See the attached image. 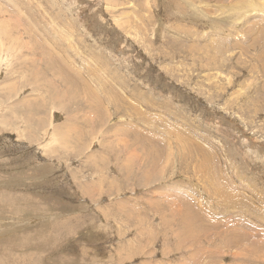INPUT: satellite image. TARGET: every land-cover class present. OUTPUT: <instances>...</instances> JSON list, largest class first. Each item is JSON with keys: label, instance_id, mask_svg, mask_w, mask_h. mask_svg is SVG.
<instances>
[{"label": "rangeland", "instance_id": "374dc122", "mask_svg": "<svg viewBox=\"0 0 264 264\" xmlns=\"http://www.w3.org/2000/svg\"><path fill=\"white\" fill-rule=\"evenodd\" d=\"M0 264H264V0H0Z\"/></svg>", "mask_w": 264, "mask_h": 264}, {"label": "crops", "instance_id": "0c3cea01", "mask_svg": "<svg viewBox=\"0 0 264 264\" xmlns=\"http://www.w3.org/2000/svg\"><path fill=\"white\" fill-rule=\"evenodd\" d=\"M84 132L85 134H87L89 136V133L91 131H87L84 128ZM93 135V133H91V136ZM95 146H97V143H95ZM98 147V146H97ZM93 152H95L98 148H94V145L92 146ZM105 162L110 163L112 161H116L117 159L114 158L111 154L110 151H100ZM98 170V169H97ZM133 170V169H132ZM112 174H108V176L106 175H100L98 174L96 171L92 174H83L82 176L79 177L78 174L73 175V177L77 180L78 183H81V185L79 184V186H77V193L76 196L81 199L82 201L86 200V201H90L92 204L95 203L99 200H101L103 198V196H107L108 194L112 191L109 190L108 187L104 186L103 184L107 183V180L109 181V177H111ZM115 180V177H114ZM99 181V183L102 184L101 185L97 184ZM86 183H90L93 187H89L88 184ZM95 183V184H94ZM110 183V181H109ZM75 184V182L73 183ZM106 188V189H105ZM97 189V191H99L100 189V193L95 192V190ZM125 204H131V201H127L124 202ZM95 210L98 208H94Z\"/></svg>", "mask_w": 264, "mask_h": 264}, {"label": "bare ground", "instance_id": "6f19581e", "mask_svg": "<svg viewBox=\"0 0 264 264\" xmlns=\"http://www.w3.org/2000/svg\"><path fill=\"white\" fill-rule=\"evenodd\" d=\"M40 37H41V36H40ZM262 55H263V54H262ZM262 55H261V56H262Z\"/></svg>", "mask_w": 264, "mask_h": 264}]
</instances>
